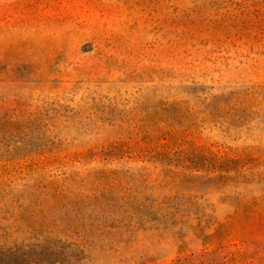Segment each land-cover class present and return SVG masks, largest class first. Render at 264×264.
Returning <instances> with one entry per match:
<instances>
[{
    "label": "rangeland",
    "instance_id": "obj_1",
    "mask_svg": "<svg viewBox=\"0 0 264 264\" xmlns=\"http://www.w3.org/2000/svg\"><path fill=\"white\" fill-rule=\"evenodd\" d=\"M0 264H264V0H0Z\"/></svg>",
    "mask_w": 264,
    "mask_h": 264
},
{
    "label": "trees",
    "instance_id": "obj_2",
    "mask_svg": "<svg viewBox=\"0 0 264 264\" xmlns=\"http://www.w3.org/2000/svg\"><path fill=\"white\" fill-rule=\"evenodd\" d=\"M192 152H199L198 150H193ZM195 157H197V159L199 160V158H201V154L199 155V153H197V155H195ZM194 163V161H192ZM199 165V161H197V166ZM196 167V165H195ZM202 167V166H201ZM197 170V169H196Z\"/></svg>",
    "mask_w": 264,
    "mask_h": 264
}]
</instances>
